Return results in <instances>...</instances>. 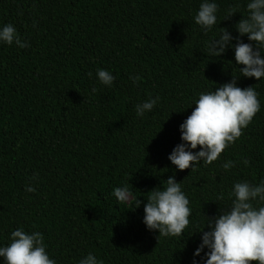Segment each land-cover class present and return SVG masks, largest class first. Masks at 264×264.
Segmentation results:
<instances>
[{"label": "trees", "instance_id": "trees-1", "mask_svg": "<svg viewBox=\"0 0 264 264\" xmlns=\"http://www.w3.org/2000/svg\"><path fill=\"white\" fill-rule=\"evenodd\" d=\"M203 2L0 0V28L12 24L29 45L0 42V246L23 228L43 234L57 264L89 253L103 264H206L207 248L194 255L206 216L231 208L237 182L264 180V78L239 77L234 47L220 57L207 49L220 28L232 45L250 43L235 27L250 0H209L217 23L206 33L195 23ZM98 70L114 76L111 86ZM232 77L255 87L260 112L217 161L179 171L168 157L183 143L180 125L201 93ZM156 97L137 116L136 106ZM228 161L236 166L225 170ZM172 176L190 201V225L158 238L143 223L144 205ZM124 185L133 195L120 203L113 191Z\"/></svg>", "mask_w": 264, "mask_h": 264}, {"label": "clouds", "instance_id": "clouds-1", "mask_svg": "<svg viewBox=\"0 0 264 264\" xmlns=\"http://www.w3.org/2000/svg\"><path fill=\"white\" fill-rule=\"evenodd\" d=\"M248 17L242 18L236 25L239 37L247 36L250 43L234 39L227 28H220L218 39L208 42L207 49L213 56H222L229 47H234L235 63L240 68L241 76L264 78V0H250L247 4ZM218 6L214 2L204 0L195 16V23L201 26L205 33L217 23ZM236 14V9H230L229 19ZM225 19V20H226ZM35 26V25H34ZM0 42L12 45L14 42L25 48L12 24L0 28ZM91 76V73L88 74ZM99 81L105 86H111L114 76L106 70H98ZM239 77H232L231 82L220 85L215 91L201 93L195 102L191 115L180 125L181 140L168 159L179 171L191 169L201 164L211 165L222 153L240 139L244 130L251 124L260 112L259 93L254 86L241 88L237 86ZM139 81V76L132 77ZM95 91V89H93ZM159 97L136 106L137 116L150 112L158 103ZM199 148V151H195ZM243 163L247 166L248 161ZM236 166L235 161L222 165L225 170ZM166 187L156 188L148 192L147 203L144 205L143 223L150 231H158L159 236L178 237L183 235L190 225L192 209L190 201L181 189V183L172 176L167 179ZM27 192H34L32 187ZM113 195L120 203H127L133 193L128 185L117 187ZM234 197L231 208L220 215L207 217L206 227L209 230L200 231L202 242L194 255L200 256L205 248L206 264H264V206H254L255 201L264 204V180L259 184L248 181L237 182L231 194ZM222 199V197H220ZM140 206V199L136 202ZM44 236L39 231L27 233L23 228L11 232L10 243L0 246V257L4 264H57L46 251ZM79 264H103L96 256L89 253ZM195 264V261L193 262Z\"/></svg>", "mask_w": 264, "mask_h": 264}]
</instances>
